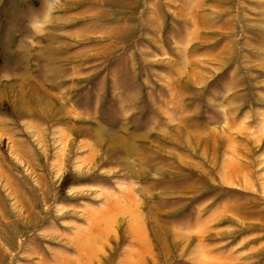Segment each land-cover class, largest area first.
<instances>
[{"label":"rangeland","instance_id":"1","mask_svg":"<svg viewBox=\"0 0 264 264\" xmlns=\"http://www.w3.org/2000/svg\"><path fill=\"white\" fill-rule=\"evenodd\" d=\"M0 264H264V0H0Z\"/></svg>","mask_w":264,"mask_h":264}]
</instances>
